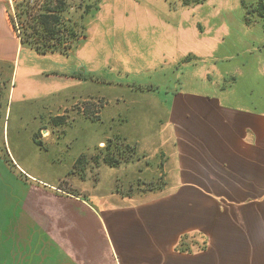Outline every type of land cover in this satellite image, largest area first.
I'll use <instances>...</instances> for the list:
<instances>
[{
  "label": "crops",
  "instance_id": "1",
  "mask_svg": "<svg viewBox=\"0 0 264 264\" xmlns=\"http://www.w3.org/2000/svg\"><path fill=\"white\" fill-rule=\"evenodd\" d=\"M122 2L136 14V0ZM149 2L158 10L172 8L169 0ZM11 3L0 0V82L24 80L29 100L38 98L40 87L65 88V100L48 111L46 122L53 127L40 125L46 138L55 141L56 132L65 133L80 118L108 119L113 127L105 138L120 135L136 143L141 154L152 157L142 160L153 163L145 170L156 171L159 163L165 181L160 190L127 194L115 189L117 173L107 192L95 189L92 197L74 184L73 193L59 185L28 188L29 198L45 199L48 208L32 218H42L41 225L31 220V230L37 229L45 245L32 250L31 264H264V110L227 99L228 92L222 97L198 90L200 68L184 63L190 52L180 36L177 42L173 35V41L165 39L166 32L159 40L128 39L121 26L103 36L96 29V8L69 53H40L22 41ZM112 5L115 11L120 1L106 0L104 16ZM160 43L171 46L154 65L149 54L159 52ZM106 60L113 65L106 76L129 82L104 87ZM9 92L16 94L12 86ZM56 117H62V126L56 127ZM42 208L37 205L34 212Z\"/></svg>",
  "mask_w": 264,
  "mask_h": 264
},
{
  "label": "rangeland",
  "instance_id": "2",
  "mask_svg": "<svg viewBox=\"0 0 264 264\" xmlns=\"http://www.w3.org/2000/svg\"><path fill=\"white\" fill-rule=\"evenodd\" d=\"M96 1L12 0L10 7L21 38L33 30L30 27L33 15L29 16L25 8L33 11V14L41 13L46 8L59 10L61 23L58 25L63 29L61 36L67 38L71 28L75 29L77 35L85 33L87 17L95 18L88 9ZM119 1L120 6L114 11L112 5L109 16L101 12L106 0L96 4L97 9L100 8L96 29L100 28L105 34L103 36H107L109 31L113 33L118 26L128 30V39L132 35L159 40L165 37L166 32L165 39L173 35L177 42L180 36L190 52L185 56L184 63L196 62L200 68L196 85L198 90L218 93L222 97L227 95L224 92H228L229 96L225 98H235V102L264 110V20L247 13L248 8L255 6V0H212V6L203 5L210 0H192L193 5L188 7H199L189 11H180L179 7L165 11L162 6L158 10L156 4L148 5L149 0H136L139 5L136 14H132L131 4ZM169 1L178 4L180 0ZM217 11L219 14L214 16ZM113 23L116 24L114 27ZM150 24L152 27H149ZM180 32L183 35H178ZM158 45H161L159 52L149 54L152 56L149 61L154 65L162 61L160 52L171 46L170 43ZM106 61L110 66L104 70V87L129 82L127 78H116L119 76L116 74L106 76L111 74L107 70L113 66ZM55 67L60 70L61 63ZM54 79H60V75L54 74ZM3 81L0 82V264H31L32 250L45 247L40 234H35L38 233L37 229L31 230L32 218L41 214L44 216L43 212L48 209L45 199L29 198L27 190L34 185H59L61 189L73 193L75 186L71 184H74L92 197L94 194L90 191L94 192L95 189L100 193L107 192L113 182L112 176L118 173L120 176L115 189L121 193L156 191L164 187V175L160 171L162 166L159 167L158 163L156 171H146V168H153V163L142 160L152 157L141 154L136 143L120 135L105 138L113 127L108 119L88 123L80 118L65 133L56 132L55 141L47 139L40 125L53 127L46 121L48 111L55 102L57 104L60 98L62 102L65 100V88L60 84L56 83L48 91L40 87L38 98L36 96V100H29L31 92L24 80L15 76L13 80L8 78ZM11 86L16 90L14 97H9ZM23 87L27 89L22 90ZM106 93L112 95L117 91ZM61 119L55 118L56 127L63 125ZM79 157L82 159L77 164ZM105 158L119 161L110 163ZM155 173L157 177L154 181L146 180L148 175ZM40 204L43 208L37 210L38 214L34 208ZM40 220L42 218L32 221L41 225Z\"/></svg>",
  "mask_w": 264,
  "mask_h": 264
},
{
  "label": "trees",
  "instance_id": "3",
  "mask_svg": "<svg viewBox=\"0 0 264 264\" xmlns=\"http://www.w3.org/2000/svg\"><path fill=\"white\" fill-rule=\"evenodd\" d=\"M100 0H97L96 2L92 3L91 7L88 9L90 12L93 9L97 8V3ZM192 0H180L178 4L170 3L172 8H178V7H188L193 4H191ZM86 11V12H88ZM24 12V10H23ZM25 12L32 16L33 24H31L30 27H32L33 30L31 32H26V36L23 35L22 41L24 43H28L32 45L34 48H36L40 53H48L53 51H61L63 53H69L70 50L73 48L74 44L78 39L84 35H77L75 29L71 28L69 30V37L65 38V36H61L63 29L61 25L58 24L61 23V16L58 14L59 10H54L53 8H46L43 12L38 14H33V11H30L29 9L25 8ZM248 15H253L258 19L264 20V0H255V6L248 8ZM249 18V16H248ZM85 27V25H83ZM28 27V26H26ZM82 157H79L76 161L78 164L81 161ZM106 161L112 163V162H118L119 160H116L114 158H105Z\"/></svg>",
  "mask_w": 264,
  "mask_h": 264
},
{
  "label": "built area",
  "instance_id": "4",
  "mask_svg": "<svg viewBox=\"0 0 264 264\" xmlns=\"http://www.w3.org/2000/svg\"><path fill=\"white\" fill-rule=\"evenodd\" d=\"M15 27H16V29H17V32L19 33L20 31H19V29H18V26H17V24H15Z\"/></svg>",
  "mask_w": 264,
  "mask_h": 264
}]
</instances>
